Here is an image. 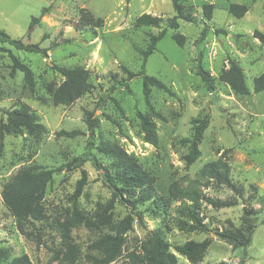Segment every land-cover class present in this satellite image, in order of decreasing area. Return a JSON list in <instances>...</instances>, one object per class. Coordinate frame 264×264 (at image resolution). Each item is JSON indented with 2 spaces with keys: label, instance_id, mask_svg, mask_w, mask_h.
<instances>
[{
  "label": "rangeland",
  "instance_id": "rangeland-1",
  "mask_svg": "<svg viewBox=\"0 0 264 264\" xmlns=\"http://www.w3.org/2000/svg\"><path fill=\"white\" fill-rule=\"evenodd\" d=\"M205 3L213 4L211 19L203 15ZM230 3L246 5V13L233 16L227 10ZM182 4L191 21L178 18V27L170 28L166 19L175 15L172 0H0V29L47 48L43 55L0 42V191L22 166L60 168L45 189L44 217L27 228L31 236L19 232L0 196V261L26 253L34 264H91L88 255H97L89 248L91 242L110 231V224L131 215L132 227L125 233L122 253L110 264H134L129 252L157 230L171 250L187 240L209 238L200 264H264V89L253 91L254 78L264 70V45L253 37L254 30L264 29V0H183ZM81 8L87 17L101 19V24H81ZM144 12L159 16V25L135 26V19ZM33 16L37 20L29 30ZM160 32L164 35L144 68L173 93L150 87L151 104L161 115L153 116L158 135L154 146L142 139L138 117L140 112L150 113L142 76L123 82L127 73L122 66L139 71V50L147 47L149 34ZM175 32L184 35L182 45L171 38ZM8 51L31 69L33 91L23 72L13 69ZM230 60L242 68L247 94H236L223 80ZM199 63L211 75L214 90H208L197 74ZM56 65L89 71L88 90L69 105L53 104L47 90L49 83L56 86L63 79ZM22 103L46 127L38 140L14 133L6 125L4 111ZM204 116L200 155L187 166L183 156L188 149L179 140L191 135L192 119ZM71 130L81 133L66 135ZM103 142L117 143L155 175L156 195L164 197L165 205L144 202L132 207L124 195L113 196L103 176L105 168L113 167L111 158L98 149ZM217 158L228 162L240 194L225 185H209L202 191L237 203L214 208L204 202L200 215L210 231L183 229L182 221L190 220L181 212L173 189L188 185L204 163ZM82 170L85 184L75 195ZM110 201L111 207L104 211ZM244 207L254 209L250 220L255 228L248 246L234 248L215 235V229L242 226ZM98 213L109 215V223L98 222ZM85 218L99 227L85 223ZM69 220L73 226L67 239L63 225ZM68 240L76 246L74 262L65 258ZM177 256L178 264H189Z\"/></svg>",
  "mask_w": 264,
  "mask_h": 264
},
{
  "label": "trees",
  "instance_id": "trees-1",
  "mask_svg": "<svg viewBox=\"0 0 264 264\" xmlns=\"http://www.w3.org/2000/svg\"><path fill=\"white\" fill-rule=\"evenodd\" d=\"M183 0H172V6L175 15L166 19V24L170 28L178 27V18L191 21V17L183 12ZM203 15L207 19H211L213 4L205 3L202 6ZM229 13L239 18L246 11L247 6L242 3H230L227 7ZM81 24H92L99 26L101 19H93L87 17L86 11L81 8ZM37 17H31L28 29H32ZM161 18L150 13H142L134 21L135 26H158ZM204 31H202V35ZM164 32L158 34H149L148 45L145 49L139 50L142 56L139 71L133 72L122 66L127 73V77L122 79L123 82L134 77L142 76V93L145 103L149 107V112L138 113L140 127L143 132L142 139L154 146L158 144V135L156 123L153 116L161 117L154 109L150 101V87L154 86L168 93H173L171 89L157 77L145 72V63L148 56L154 51L156 43L163 37ZM253 37L264 45V29L254 30ZM171 38L178 44L182 45L184 35L175 32ZM0 42H7L13 45L17 50H23L46 55L47 48L41 47L38 43L24 42L19 38L11 37L7 32L0 29ZM1 49V47H0ZM13 63V69H19L23 72L24 80L28 87L34 90V80L31 69L25 63H22L16 56L8 51ZM55 70L63 77L62 81L54 86L49 83L47 86L50 92L53 104L69 105L81 97L89 88V71L82 67H66L56 65ZM197 74L206 84L208 90H214V84L209 72L199 63L197 66ZM223 80L230 88L240 95L248 93L245 84L242 68L233 60L229 61V67L222 73ZM126 84V83H125ZM127 85V84H126ZM264 89V70L254 78L253 91L260 92ZM42 100V99H41ZM6 116V125L17 134L31 135L35 140L40 139L41 135L46 132V127L39 122L36 113L25 103L20 104L17 108L4 111ZM192 132L189 137L181 138L180 143L187 146V153L183 156L185 164H192L200 155L198 145L202 139L203 130L206 127V116L194 118L191 120ZM63 132V131H62ZM66 135L74 136L80 134L79 130L66 131ZM98 149L109 156L112 160V169L105 168L103 176L114 197L124 195V201L130 203L132 207L136 204L151 202L157 207L165 205L164 197L156 195L155 180L156 177L137 161V159L128 154L123 147L117 143L103 142ZM82 158V157H81ZM97 165L96 161H93ZM55 169H33L29 166L20 167L10 178H8L1 187L0 196L4 204L8 207L15 218L17 229L25 237L31 236L32 231L27 229L34 227L35 221H39L44 217L42 200L44 198L47 183L51 180L52 174L59 170ZM110 170V171H109ZM85 171L82 170V176L77 181L75 195H78L85 184ZM209 185L221 186L225 185L236 193L240 194V189L233 183L230 176V166L228 162L222 158H217L204 163L196 172L195 177L185 186H175L173 195L181 201V212L188 217L190 223L182 221V228L189 231H210L208 225L204 222L200 210L203 203H207L214 208H223L233 206L237 203L236 199H221L207 195L202 191V187ZM111 207V201L105 206L104 211ZM252 208H243L242 226L233 228L215 229V235L227 241L234 248L246 247L250 244L253 229L255 225L251 223L250 217L255 214ZM109 215L98 213V222L109 223ZM133 218L126 215L124 218L110 224V231L98 236L91 242L89 248L97 253L90 254L91 264H110L116 260L122 253L125 242V233L131 229ZM85 223H91L99 227L98 223L85 218ZM73 222L69 220L63 225L64 236L68 239V232ZM209 238L203 240H187L182 244L175 245L173 250L163 235L157 230L153 231L145 239L141 240L138 249L130 251L128 256L134 264H178V255L184 257L189 264H200L208 246ZM68 253L66 259L74 262L77 258L76 246L68 240ZM0 264H34L30 257L23 253L13 257L8 261H0Z\"/></svg>",
  "mask_w": 264,
  "mask_h": 264
}]
</instances>
